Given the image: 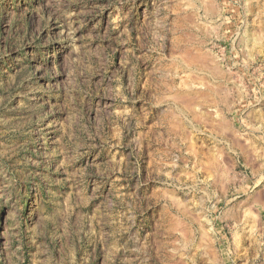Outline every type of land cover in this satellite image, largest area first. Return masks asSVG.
<instances>
[{
	"label": "rangeland",
	"instance_id": "1",
	"mask_svg": "<svg viewBox=\"0 0 264 264\" xmlns=\"http://www.w3.org/2000/svg\"><path fill=\"white\" fill-rule=\"evenodd\" d=\"M0 264H264V0H0Z\"/></svg>",
	"mask_w": 264,
	"mask_h": 264
},
{
	"label": "bare ground",
	"instance_id": "2",
	"mask_svg": "<svg viewBox=\"0 0 264 264\" xmlns=\"http://www.w3.org/2000/svg\"><path fill=\"white\" fill-rule=\"evenodd\" d=\"M206 2H207V1H206ZM188 33H189V32H188ZM191 38H192V37H191ZM191 41H192V40H191ZM192 52H193V51H192ZM196 52H197V51H196ZM184 53H185V52H184ZM184 53H183V54L181 53V55H184ZM186 53H187V51H186ZM186 53H185V54H186ZM193 53H195V50H194ZM198 54H199V53H198ZM179 55H180V54H179ZM191 55H192V54H190V55H189V54H186V55H185L186 58L188 59V63H187V64H189L190 62H195L194 64H197V63H196L197 61H200V60L202 61V60H203V61H202L203 63L200 61V62L202 63L201 66H202V67L205 66V65H203V64H204V61H206L207 59H206V60L204 59V57H203L204 55H203V54H199V55H197V56H196V55H195V56H193V55L191 56ZM186 58H185V59H186ZM197 58H198L199 60L196 61ZM187 59H186V60H187ZM193 60H194V61H193ZM186 62H187V61H186ZM200 62H198V63H200ZM207 62H210V61H207ZM197 65H198V64H197ZM206 65H207V64H206ZM207 66H208V65H207ZM214 66H215V65H214ZM210 67H211V66H210ZM215 67H216V66H215ZM215 67H214V68H215ZM207 68H208V67H207ZM217 69H218V68H216V70H217ZM214 70H215V69H214ZM218 71H219V69H218ZM220 73H221V72H220ZM193 75H194V74H193ZM196 77H197V76H196ZM200 81H201V80H200ZM203 81H204V80H203ZM206 83H207V82H206ZM182 85H183V84H182ZM209 86H211V85H209ZM215 89H216V88H215ZM218 89H219V88H218ZM220 89H221V88H220ZM214 91H216V90H214ZM221 91H222V90H221ZM213 93H214V92H213ZM215 93H217V91H216ZM223 93H224V91H223ZM217 94H218V93H217ZM181 95H182V94H181ZM195 95H196V94H195ZM199 95H200V94H199ZM226 95H227V93H226ZM184 96H185V95H184ZM202 96H203V95H202ZM206 96H207V95H206ZM206 96H204V98H202V97H200V96H199V97H200V99L205 100ZM217 96H218V97H219V96H222V94H220V95L218 94ZM217 96H216V97H217ZM176 97H177V96H176ZM180 97H181V96H180ZM218 97H217V99H219V101H220L221 98H218ZM222 97H224V96H222ZM225 97H226V96H225ZM174 98H175V97H174ZM192 98H194V96L192 97V96H188V95H187L186 98L183 99V95H182L183 102H184V100H185V103H186L189 107H190L191 104L193 103V102H192ZM195 98H196V97H195ZM197 98H198V97H197ZM180 99H181V98H180ZM200 99H199V100H200ZM223 99H226V98H223ZM208 100H209V99H208ZM193 101H195V99H194ZM211 101H212V99H211ZM214 101H215V100H214ZM221 101H224V100H221ZM202 103H203V102H202ZM202 103H201V104H202ZM221 104H222V103H221ZM210 105H211V104H210ZM185 106H186V105H185ZM212 106H213V105H212ZM189 107H187V108H189ZM192 107H193V105H192ZM200 107H201V106H200ZM216 109H217V107H216ZM205 111H206V110H205ZM193 113H194V112H193ZM215 113H216V112H215ZM220 116H221V115H220ZM198 117H199V115H198ZM204 119H205V118H204ZM197 120H198V119H197ZM203 121H204V120H203ZM205 121H206V120H205ZM221 123H222V122H221ZM226 123H227V122H226ZM189 134H190V133H189ZM230 134H231V133H230ZM232 137H233V136H232ZM240 146H241V145H240ZM246 151H247V150H246ZM255 151H256V149H255ZM245 154H246V153H245ZM249 157H250V156H249ZM199 158H200V157H199ZM216 159H217V158H216ZM253 159H254V158H253ZM210 162H211V161H210ZM252 162H253V161H252ZM205 164H206V163H205ZM213 165H214V164H213ZM199 166H200V165H199ZM207 166H208V165H207ZM210 167H211V166H210ZM219 169H220V168H219ZM227 171H228V170H227ZM209 172H210V171H209ZM221 176H222V175H221ZM215 180H216V179H215ZM262 194H263V193H262ZM256 195H257V194H256ZM247 208H248V207H247ZM248 210H249V209H248ZM255 212H256V211H255ZM255 212L251 213V215L253 214V215H252L253 218H254V216H256V214H254ZM257 215H258V214H257ZM195 216H196V215H195ZM195 216H194V217H195ZM256 217H257V216H256ZM256 219H258V217L255 218L254 221H255ZM254 221H253V222H254ZM255 222H256V221H255ZM248 223H249V222H248ZM257 223H259V222H257ZM255 224H256V223H255ZM259 224H260V223H259ZM257 226H258V225H257ZM256 228H257V227H256ZM258 229H259V228H258Z\"/></svg>",
	"mask_w": 264,
	"mask_h": 264
}]
</instances>
